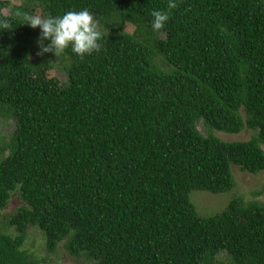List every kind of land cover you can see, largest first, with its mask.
<instances>
[{"label": "trees", "instance_id": "16d2710c", "mask_svg": "<svg viewBox=\"0 0 264 264\" xmlns=\"http://www.w3.org/2000/svg\"><path fill=\"white\" fill-rule=\"evenodd\" d=\"M176 3L21 0L5 15L0 0V116L16 122L0 138V264H49L25 248L30 227L89 264H264L263 202L202 216L191 199L233 191L234 166L264 172V0ZM84 9L109 30L99 53L38 54L26 17ZM153 11L170 12L159 32ZM15 192L24 205L4 223Z\"/></svg>", "mask_w": 264, "mask_h": 264}, {"label": "rangeland", "instance_id": "374dc122", "mask_svg": "<svg viewBox=\"0 0 264 264\" xmlns=\"http://www.w3.org/2000/svg\"><path fill=\"white\" fill-rule=\"evenodd\" d=\"M4 1H9L11 3L8 9L3 10L5 15L10 14V9L13 6H19L21 4V0ZM98 27L100 31H106L100 23H98ZM35 30L40 32L39 27L35 28ZM125 31L130 34L134 33L136 31V26L126 23ZM50 64L53 65L51 75L59 82V84H67L68 75L65 71L64 64L59 63L57 60H50ZM198 129L206 136L213 133L215 136L226 142L249 141L253 135V132L249 129H245L236 135L218 131L209 132L203 123L198 124ZM15 130L16 122L14 119H5L0 116V138H3L6 143L10 144L15 134ZM233 174L236 180V188L231 192L219 195H211L203 191H194L192 193V202L196 205L198 212L202 216H211L223 212L230 201L238 196L243 197L246 201H258L264 203V172L258 175H252L248 172L242 171L239 167L234 166ZM23 205L24 202L22 201L20 194L18 192L13 193L8 207L2 213L3 217L1 218V221L7 223L6 218L14 214ZM13 232L15 231L10 229V233L14 234ZM25 248L40 260L47 259L49 264H89L85 259L70 257L64 248H61L55 254L49 253L46 248V241L43 233L34 227H30L28 230ZM217 260L221 262L220 264H231L230 259L225 253L218 255Z\"/></svg>", "mask_w": 264, "mask_h": 264}, {"label": "clouds", "instance_id": "9594fccd", "mask_svg": "<svg viewBox=\"0 0 264 264\" xmlns=\"http://www.w3.org/2000/svg\"><path fill=\"white\" fill-rule=\"evenodd\" d=\"M168 9L177 7L176 0H168ZM151 27L159 32L170 19V12L153 11L151 13ZM33 29L39 27L41 37L37 41L40 53H52L56 57L71 49L77 56L84 58L87 55L101 51L102 33L98 22L87 9L68 11L63 15L42 17L34 14L26 17V23ZM0 29H11L6 21H0ZM47 41V44L44 43Z\"/></svg>", "mask_w": 264, "mask_h": 264}]
</instances>
